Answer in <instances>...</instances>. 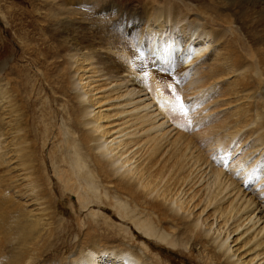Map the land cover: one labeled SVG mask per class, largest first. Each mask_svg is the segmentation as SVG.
Listing matches in <instances>:
<instances>
[{"label": "bare ground", "instance_id": "bare-ground-1", "mask_svg": "<svg viewBox=\"0 0 264 264\" xmlns=\"http://www.w3.org/2000/svg\"><path fill=\"white\" fill-rule=\"evenodd\" d=\"M126 1L120 9L104 0L88 25L72 8L48 7L37 30L53 61L28 55L18 37L35 72L0 60V264L167 263L125 242L135 238L192 240L204 264H252L233 247L247 235L264 264V206L244 193L241 174L224 175L255 138L230 169L254 170L245 186L260 175L264 183V0H209L226 9L223 22L191 0ZM225 76L246 111L211 124L210 112L225 104ZM104 91L119 109L115 128L95 110ZM219 149L223 167L212 160ZM201 205L213 207L212 223L200 221ZM83 209L90 215L81 219ZM61 214L75 220L77 243ZM117 219L139 236L117 229Z\"/></svg>", "mask_w": 264, "mask_h": 264}, {"label": "rangeland", "instance_id": "rangeland-1", "mask_svg": "<svg viewBox=\"0 0 264 264\" xmlns=\"http://www.w3.org/2000/svg\"><path fill=\"white\" fill-rule=\"evenodd\" d=\"M71 1L72 0H60V1L59 0H49V1L48 0H0V60H3V61L9 60V61H12V62L18 64V65L26 66V67H28V71L33 74L35 72V69L33 68L34 66L31 63L32 59L31 60H27L29 58L21 59L23 56V49H22L17 37L19 39L23 38V40L27 43V45L28 46L30 45L29 47L27 46V49L29 48V50H27V52H30L28 55H30V54L35 55V54L40 53L41 57H42L43 54L47 55V53H46V51H43V50H45V48H44V46L41 45V42H40L43 39V37H41V33H39L37 30L38 29L37 22L39 23V20H41L40 17H42V18L45 17V12L48 11V9L50 7H55L57 5V6L62 7V8L65 6L69 7L70 9L72 8L71 10H75L74 12L77 13V15H78L77 17L82 18L84 25H88L90 15L93 13V11H95V9H97L98 6L100 8L104 4V2H103L104 0L103 1L99 0L98 2H95V3L91 2L90 0H73L72 3H71ZM118 1H120V2H118ZM126 2H127L126 0H115V2H113V5L117 8L123 9L126 6ZM57 3H59V4H57ZM191 4L193 6H202V7L208 8L209 13H210V14L208 13L209 16H211L212 18H215L214 20L216 22H223L221 20V14L224 13L226 9H224V8L219 9L216 4L212 3L209 0H191ZM53 5H55V6H53ZM94 6H95V8H94ZM221 11H222V13H221ZM29 12H32L31 15ZM41 13H42V15H41ZM27 14H29V15L27 16ZM217 19H219V20H217ZM235 25H237L238 27L244 28L242 21L236 20ZM217 28H220V25H217ZM36 45L39 47H35ZM33 48H35L34 52H33ZM46 58H47V60H49V62L53 61V59L50 57L49 54L47 55ZM42 59H44V57H42ZM231 77H233V75H231ZM231 77L225 76L223 78V81H224L223 84L218 83L219 86L221 87V91L219 92V94H220L219 96H221L222 99H220V100L222 102H224L225 104H223L220 107H215L213 109L214 111L210 112V114H209L210 116H208V118H209V120H211V124H213V123L216 124V123H219V121H221V120H217V122H214V121H212V119H221V118L225 121L231 122L234 118L235 113L238 112L239 110L244 116V113L246 111V104H245V101L243 99L244 96H242V92L239 95H236L238 92H240V88H239V85L237 83H235V81L233 79H231ZM21 88H23V87H21ZM224 89H226L228 91L226 96L223 94ZM45 91L48 95L50 94V93H48L49 91L47 90V88H44V92ZM123 91H124V89H123ZM215 92L216 91L208 92V96L212 97V95L215 94ZM109 93H110V91H104L102 93H98L99 95L97 97L102 102H101V105L95 106V110H96V112H98L101 109V111L103 112V114L105 116L111 117L108 119V122L111 123L110 124L111 126H114L112 128H115L116 127L115 123L118 122L117 121L118 120L117 113L119 112V109L116 108V106H115L116 102H113L114 97H110L109 99L106 98ZM231 94L234 95L235 97L232 98ZM166 95L168 97H170L171 99H176L175 95L170 91H167ZM232 101H233V103H232ZM205 102H206V98L201 97V99L199 100V103H205ZM147 103H149V101H146V104ZM261 103H262V101H259V105ZM214 105H215V102L211 104V106H214ZM259 111H260V109H259ZM166 115L169 118L172 117L171 115H168L167 113H166ZM170 119H173L174 122L181 120V119H178L176 117V115ZM163 121H161V122H163ZM253 140H255V138L249 139L245 144H242L240 146L239 152L235 156L231 157V159H232L231 162H230V160L227 162V164L225 166L226 170H224V175H228L230 173L241 174V176H238L236 178V180L239 181L240 185H242V188L244 189V193L247 195L248 198L255 195L257 197V200L264 206V193H261L264 191V183L259 185L261 179H263L262 175H260L258 177V179L256 180L257 182L254 183V181H249V182H247V185L245 186V183H244L245 182L244 181L245 174H248V176H249V174L254 173V170L247 171L248 173L246 171H244V173H242L241 168L230 169V167L232 165H234V164H232V162L235 160L234 158L236 156H238L236 159H239L242 152L252 144ZM219 151H221V150L219 149L217 151L218 154L214 155L212 157V160L215 159L213 161L217 163L218 167H219V165L221 167H223V162L219 161V159H220ZM246 152L247 151H245V155H246ZM248 155H249V153H248ZM255 159H256V157H255ZM249 160H252V157L249 158L248 161ZM263 169L264 168L261 169V172ZM257 170H258V168H257ZM256 173H258V171H256ZM263 173H264V171H263ZM256 197H254V198H256ZM72 201L73 202L76 201L75 198H72ZM203 210H204V207L201 205V206H199V209L196 211L198 214L197 216L200 217V221L202 222L204 219L210 218L209 223H212L213 222V217H212L213 207L208 208L204 213H203ZM94 213L96 215H101V216L103 215L102 211L98 210L97 208L94 209ZM256 214H259V213H256ZM80 215H81V219H84L86 216L89 217L90 211L88 209H83V211ZM59 216H58L59 220L63 219L64 221H67V223H69L70 226H73L74 237L72 239V242H73V244L77 243L79 240V236H78L77 230H75L77 228V226L75 224L76 223L75 220L73 219V221H70L69 217H67V215H64V214H61ZM73 217H74V210H73ZM260 217H264V214H259V218ZM263 221L264 220H262L260 222V225H259L260 228L264 227ZM112 222L115 225L117 224L116 225L117 229L127 227L128 228L127 231L130 232V230H131V233H134L135 237L139 236V233L134 228H132L131 225H129V224L126 225V224H124V222H122L119 219L112 221ZM94 225H96V228L100 227L99 224L94 223ZM215 228H216V225L214 226V229ZM99 231L103 232V229L101 230L99 228ZM248 236H250V235L245 236L239 242L238 245H234L233 247H234V250L240 248L238 255L243 256L244 261L250 262L253 260L252 264H256L259 260L258 258H256V256H257V254H259L262 251H261V249H256L255 251H253V249H254L253 244L245 246L246 238H248ZM175 238L176 237H174V239ZM176 241H177L178 245L177 246H171V245H168L167 242L163 243V242H161V241L159 242V240H155V239L148 240L149 243H147V244H145L144 238H140V239L135 238L134 240H131V241H129V239H125V242H128V243H130L136 247L142 248V249H144L145 245H146L149 248V251L151 253L148 250H145V252L147 251L146 253L149 254L151 258L153 257L154 261L156 260V262L158 261V254H160L159 256L161 257L163 262H165V263L167 262L166 264H168V262H169V264H204V260L202 259V254H201L202 249H201L200 245L193 244L192 240L190 242H186V241L182 242V241L177 239ZM156 244L159 245V247L162 246V248L156 247L155 246ZM165 244H167V245H165ZM255 252H257V253H255ZM44 260H45V257H42L40 262L44 263L45 262ZM107 264H109V262ZM257 264H263V260L258 262Z\"/></svg>", "mask_w": 264, "mask_h": 264}, {"label": "snow or ice", "instance_id": "snow-or-ice-1", "mask_svg": "<svg viewBox=\"0 0 264 264\" xmlns=\"http://www.w3.org/2000/svg\"><path fill=\"white\" fill-rule=\"evenodd\" d=\"M176 99H177V101H179V108L182 110V112L184 114H187L188 109L185 108L184 103H183V99L179 96H177Z\"/></svg>", "mask_w": 264, "mask_h": 264}]
</instances>
